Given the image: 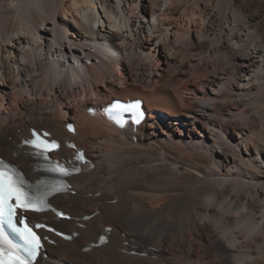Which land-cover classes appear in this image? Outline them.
I'll list each match as a JSON object with an SVG mask.
<instances>
[{"label":"bare ground","instance_id":"1","mask_svg":"<svg viewBox=\"0 0 264 264\" xmlns=\"http://www.w3.org/2000/svg\"><path fill=\"white\" fill-rule=\"evenodd\" d=\"M32 127L80 163L35 264H264V0H0V154L35 180Z\"/></svg>","mask_w":264,"mask_h":264},{"label":"snow or ice","instance_id":"2","mask_svg":"<svg viewBox=\"0 0 264 264\" xmlns=\"http://www.w3.org/2000/svg\"><path fill=\"white\" fill-rule=\"evenodd\" d=\"M119 107L122 111L134 109V106L131 105ZM25 143L32 145L41 155L58 147L55 143L48 144L38 136L33 140L25 141ZM51 171H58L62 175L68 174V170L60 166L53 167ZM27 187L30 186L26 185L23 176L16 169L0 160V216L6 217L9 223H11L12 217L16 215L17 209L25 212L29 210L41 212L49 207L46 203V197L52 194L51 191L42 195H34L26 190ZM35 227L40 228L42 225L37 224ZM18 232L26 245L23 250L26 255L18 252L3 231H0V264H29L26 256H30L41 247V238L28 224H24V227Z\"/></svg>","mask_w":264,"mask_h":264},{"label":"rangeland","instance_id":"3","mask_svg":"<svg viewBox=\"0 0 264 264\" xmlns=\"http://www.w3.org/2000/svg\"><path fill=\"white\" fill-rule=\"evenodd\" d=\"M88 63L90 64L91 63V61H88ZM119 71L121 70V72L120 73H122V74H124V70L123 69H118ZM119 73V72H118ZM168 78V77H167ZM183 87L185 88V87H189V88H191L193 91L196 89V85L195 84H187L186 83V85H183ZM194 87V88H193ZM183 88V89H184ZM181 89H182V87H181Z\"/></svg>","mask_w":264,"mask_h":264}]
</instances>
